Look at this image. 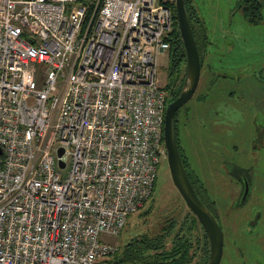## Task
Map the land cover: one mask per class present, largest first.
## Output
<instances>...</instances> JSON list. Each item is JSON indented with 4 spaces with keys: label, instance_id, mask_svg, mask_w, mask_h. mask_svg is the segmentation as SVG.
<instances>
[{
    "label": "built area",
    "instance_id": "1",
    "mask_svg": "<svg viewBox=\"0 0 264 264\" xmlns=\"http://www.w3.org/2000/svg\"><path fill=\"white\" fill-rule=\"evenodd\" d=\"M171 1L0 0V264L117 250L104 236L148 200L164 157Z\"/></svg>",
    "mask_w": 264,
    "mask_h": 264
},
{
    "label": "rangeland",
    "instance_id": "2",
    "mask_svg": "<svg viewBox=\"0 0 264 264\" xmlns=\"http://www.w3.org/2000/svg\"><path fill=\"white\" fill-rule=\"evenodd\" d=\"M237 1L189 0L204 25L207 45L198 84L184 104L186 114H183L184 109L178 112L177 137L191 171L199 173L203 165L208 171H213L212 176H207L208 171L203 174L217 182L216 189L206 181L204 186L208 196L217 200L214 209L220 218L222 211L225 217H230L221 218L225 236L218 264H262L264 204L259 206L262 212L258 220L255 218L256 209L248 205L242 209L231 207L230 212L225 203L236 206L233 201L236 198L227 196L226 190L229 188L226 186V176L222 179L221 172L224 170L220 165L222 161H234L239 166H248L247 150L252 149L255 143L248 144L247 136L250 127L261 125V113H264L260 112L259 107L264 104V3L260 8V20L249 23L235 7ZM168 54L167 49L158 57V75L162 84L167 80ZM208 80L210 83L207 84ZM220 124L222 127H219ZM250 166L252 171H264L260 159H255ZM231 188V193H235V187ZM256 190L264 195V183H257ZM147 208L146 215L138 216ZM187 210L172 185L166 158L160 157L151 198L126 220L117 235L104 238L120 250L123 241L132 234L147 232L154 235L167 218L174 217L175 223H179ZM248 220H255V224L248 225ZM232 231H242L244 240L238 241ZM233 243L243 245V254L235 250L236 244ZM194 259L197 260V256ZM109 264L117 263L112 261Z\"/></svg>",
    "mask_w": 264,
    "mask_h": 264
},
{
    "label": "trees",
    "instance_id": "3",
    "mask_svg": "<svg viewBox=\"0 0 264 264\" xmlns=\"http://www.w3.org/2000/svg\"><path fill=\"white\" fill-rule=\"evenodd\" d=\"M183 2L201 68V56L205 55L202 52L205 51L207 45L205 28L189 0H183ZM166 3H168L172 12V28L167 36V41L169 42V64L165 88L168 90L173 83H177L175 85L177 90L173 94L177 95L183 80L185 54L177 28L173 1ZM262 3H264V0H260V4L256 8L247 3V0H240L236 5L249 22L255 23L260 19ZM173 90L171 89V94ZM173 97L171 96V98ZM172 125L178 154L184 164L185 158L178 143L177 124L174 118L172 119ZM153 186L154 182L149 198H151ZM147 212L148 208L143 210L138 216H144ZM175 222L174 217L167 218L164 225L154 235H149L147 232L132 234V236L123 241L121 249L119 250L118 248L107 263L116 261L117 264H187L193 256H197L198 264H205L208 250L207 238L202 228L200 234L196 231L197 218L190 210H187L179 223Z\"/></svg>",
    "mask_w": 264,
    "mask_h": 264
},
{
    "label": "water",
    "instance_id": "4",
    "mask_svg": "<svg viewBox=\"0 0 264 264\" xmlns=\"http://www.w3.org/2000/svg\"><path fill=\"white\" fill-rule=\"evenodd\" d=\"M176 23L179 36L185 54V65L183 80L178 94L171 98V89L166 93V103L163 113L162 142L164 147V157L172 185L175 187L179 198L199 221L203 228L208 244V256L205 264H218L222 254V231L216 223L212 214L197 198L185 172L184 164L178 154L172 119L175 111L184 104L194 93L200 74V65L197 49L191 34L189 21L184 8L183 0H173ZM62 153V149H57V155ZM60 165L62 164L59 162ZM246 193L244 188L243 195ZM102 261L95 263L99 264Z\"/></svg>",
    "mask_w": 264,
    "mask_h": 264
},
{
    "label": "flooded vegetation",
    "instance_id": "5",
    "mask_svg": "<svg viewBox=\"0 0 264 264\" xmlns=\"http://www.w3.org/2000/svg\"><path fill=\"white\" fill-rule=\"evenodd\" d=\"M238 1L240 2V0H238ZM247 3H249L251 6H254V7L257 8L259 6V4H260V0H247ZM235 7L240 11L242 17L244 19H246L247 22H249L247 20V18L244 17V15L242 14V12L239 9V7H237V5H235ZM259 20H257V22ZM257 22H255V23H257ZM249 23H251V22H249ZM202 54H204V52H202ZM201 57H202V60H203V56H201ZM199 78H200V75H199ZM198 81H199V79H198ZM203 81H204V77H202V81L201 82H203ZM166 82H167V80H165L163 84L161 83L163 85V88H165ZM208 82L210 83L209 80L207 81V84H208ZM176 84L177 83H173V85H171V87H170V89H172V90L174 89L172 94H171L172 97L176 96V95H173L176 92V90H177V89H175L176 88L175 87ZM197 84H198V82H197ZM168 90L166 89V91H168ZM196 96H198V95H196ZM184 104H182L174 113L173 118L175 119V123L176 124L178 123V119H179V117H178L179 109H184L183 114H186V110L185 109H187V108L184 106ZM259 107H260V112H264V104H261ZM229 111L232 112L233 108H232V110H229ZM237 111L239 112V109H237ZM247 111L249 113H251L250 109H247ZM261 114H262L261 115L262 119L260 120L261 125L250 127V133L247 136L248 139L250 140V141L249 140L247 141L248 144L250 142H254L255 143L254 145L251 146L252 149L249 148L247 150V155L249 157L248 166L247 165L246 166H239L234 161H231V163L230 162H226V161H224V162L222 161L220 163L221 168L224 170V171L221 172L222 173V179H224V176H226V181H227L226 182L227 183L226 186L229 188V189L226 190L227 191V196L230 199H231V197H235L236 198V199H233V201L236 204V206L228 205L230 203H225L227 205L226 208H229V211H230L231 207H237L239 209H242V207H245V205H248V206L256 209V213L255 214H257V216L255 218L257 220L259 219L260 214L262 212V209L259 206L264 204V195L259 194V192L256 190V186H257V183H261V182L264 183V171H252L250 165L252 163H254L255 159H260V161H262L263 166H264V113H261ZM213 123H216V121H213ZM219 127H222V125L220 124ZM184 158H185V163H184L185 172H186L187 178H188V180H189V182H190V184H191V186H192L197 198L202 202V204L207 208V210H209V212L212 214V216L214 217L216 223L218 224L219 228L222 231V248H223L224 236L225 235H224V231H223V227H222L223 225L221 224V223H223L221 221V218L225 217L224 211H222L223 214H222V216L220 218V216L216 213V211L214 209L215 207H217V205H216V201L217 200L216 199H212V198H210L208 196L207 188H205V186H204L205 181L208 184H210L211 187H213V188L217 184V182L215 180L212 181V179L207 177V176H212L213 175V171H208L207 168H206V165H203L200 168L199 173H194L193 171H191L190 164H189V162H188V160L186 159L185 156H184ZM226 164H228V165H226ZM212 167H213V165H212ZM205 171H208L207 172V176L203 174ZM254 181H256V183H254ZM233 186L235 187L236 192L232 194L231 193V191H232L231 187H233ZM245 187H246V193L243 195V191H244ZM214 189H216V188H214ZM226 191H222V192L224 193ZM237 208H235L234 210H237ZM225 218L229 219L230 217H225ZM247 224L252 226V225L255 224V220L254 221L253 220H248ZM201 228L202 227H201V225H200V223L198 221L197 230L199 231V234L201 233V230L203 229V228L202 229ZM231 233H233L236 236L238 241L241 242V241L244 240V238H243L244 234H243L242 231H240V232L239 231L238 232L232 231ZM235 244L236 243H233V245H235ZM242 246L243 245L241 243L235 245V250L238 251L240 254H243ZM207 256H208V250H207V255L205 257V262L207 260ZM195 257L196 256H193L191 258V260L187 264H198L197 260L194 259ZM109 259L110 258L102 261L99 264H109V263H107V261ZM262 264H264V259L262 261Z\"/></svg>",
    "mask_w": 264,
    "mask_h": 264
},
{
    "label": "bare ground",
    "instance_id": "6",
    "mask_svg": "<svg viewBox=\"0 0 264 264\" xmlns=\"http://www.w3.org/2000/svg\"><path fill=\"white\" fill-rule=\"evenodd\" d=\"M169 8H170V7H169ZM162 145H163V142H162ZM163 152H164V154H165L164 147H163ZM34 260H35V257H30V258H29V262H30V263H33Z\"/></svg>",
    "mask_w": 264,
    "mask_h": 264
}]
</instances>
